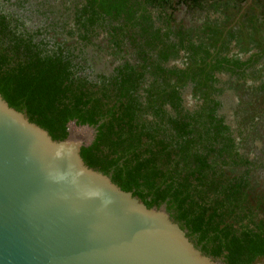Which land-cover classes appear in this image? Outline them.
I'll return each instance as SVG.
<instances>
[{"label":"trees","instance_id":"trees-1","mask_svg":"<svg viewBox=\"0 0 264 264\" xmlns=\"http://www.w3.org/2000/svg\"><path fill=\"white\" fill-rule=\"evenodd\" d=\"M148 1L156 8L176 10L185 4L215 12L224 7L231 11L241 2H247ZM138 3L137 0H88L76 19L82 26H93L101 19L120 21L122 25L115 26L114 32L117 37L119 32L123 34L118 37L123 44L125 27L137 26L135 22L129 23L132 12L128 8H136ZM124 9L125 18L121 16ZM169 18L174 21L172 15ZM7 20L0 13V94L10 106L25 110L29 119L48 130L55 140L68 138L71 122L96 128L95 140L81 149L90 167L110 175L123 190L132 192L148 207L165 205L196 246L210 256L227 264H264V190L253 183L255 178L249 169L252 162L248 158L240 157L238 162L220 160L221 150L212 144L201 153L195 146L208 142L202 136L207 133L206 128L197 134L190 123L174 122L177 131L174 134L163 124L148 121L146 114L155 111L157 102L150 99L151 104L144 108L136 97V87L132 86L136 85L134 81L141 80L143 70H136L134 79L129 70L119 81L105 76H100V82L91 81L77 75L70 55L63 54L65 49L52 51L45 40L34 41L40 31L18 32ZM214 21L207 20L199 35L214 39L210 48L219 39L215 32L219 29L215 28L219 26L218 20ZM183 32L179 33L181 44L185 42ZM241 43L245 46L242 50L248 52V43ZM219 126L216 124L215 128ZM235 164L247 170L235 175L222 169L223 165Z\"/></svg>","mask_w":264,"mask_h":264},{"label":"flooded vegetation","instance_id":"flooded-vegetation-1","mask_svg":"<svg viewBox=\"0 0 264 264\" xmlns=\"http://www.w3.org/2000/svg\"><path fill=\"white\" fill-rule=\"evenodd\" d=\"M137 1L136 8H128L132 12L129 23L137 26L125 27L123 44L118 41L123 34L119 32L117 37L114 32L120 21L78 24L76 18L88 0H0V13L18 32L40 31L35 42L45 40L52 51L65 49L63 54L70 55L77 75L91 81L100 82V76L119 81L129 70L134 79V72L143 70L141 80L132 86L144 108L151 104L150 99L157 102L153 109L158 116L149 110L148 121L163 124L174 134V122L190 123L197 134L206 128L202 136L208 142L197 143L195 148L203 153L212 144L221 150L218 156L223 161L248 158L253 183L264 190V0H246L231 11L224 7L220 10L224 13L185 4L176 10L156 8L148 0ZM125 15L124 9L121 16ZM215 19L219 39L210 48L214 39L199 35L206 21ZM241 42L248 43V52L242 50ZM216 124H220L217 129ZM88 129L94 141L98 130ZM223 166L235 175L247 170L240 164Z\"/></svg>","mask_w":264,"mask_h":264},{"label":"water","instance_id":"water-1","mask_svg":"<svg viewBox=\"0 0 264 264\" xmlns=\"http://www.w3.org/2000/svg\"><path fill=\"white\" fill-rule=\"evenodd\" d=\"M92 141L53 139L0 94V264H227L90 167Z\"/></svg>","mask_w":264,"mask_h":264},{"label":"rangeland","instance_id":"rangeland-1","mask_svg":"<svg viewBox=\"0 0 264 264\" xmlns=\"http://www.w3.org/2000/svg\"><path fill=\"white\" fill-rule=\"evenodd\" d=\"M70 131L74 139L83 140L84 143H86V140L92 137V133H93V132L91 133L89 129L80 128L75 124H70Z\"/></svg>","mask_w":264,"mask_h":264}]
</instances>
